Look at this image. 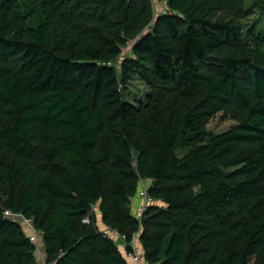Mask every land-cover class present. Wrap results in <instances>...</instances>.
I'll return each instance as SVG.
<instances>
[{
    "label": "trees",
    "instance_id": "16d2710c",
    "mask_svg": "<svg viewBox=\"0 0 264 264\" xmlns=\"http://www.w3.org/2000/svg\"><path fill=\"white\" fill-rule=\"evenodd\" d=\"M161 1L0 0V264H264V0Z\"/></svg>",
    "mask_w": 264,
    "mask_h": 264
},
{
    "label": "rangeland",
    "instance_id": "374dc122",
    "mask_svg": "<svg viewBox=\"0 0 264 264\" xmlns=\"http://www.w3.org/2000/svg\"><path fill=\"white\" fill-rule=\"evenodd\" d=\"M260 16V12L256 11L255 14L251 15L248 19L249 22H254L256 19H258ZM132 86L129 89V98L132 100L133 97H141L144 96L147 91V86L138 78H135L132 80ZM235 122L233 119L229 117H224L222 112L216 113L214 116L210 118V120L207 123L208 129L213 133H220L222 131H225L228 129L231 125H233ZM39 235V233L37 232ZM42 242L40 241L38 243L37 251H36V258L38 262L41 264L46 263V256L44 253V247L41 245ZM48 264V263H46Z\"/></svg>",
    "mask_w": 264,
    "mask_h": 264
},
{
    "label": "built area",
    "instance_id": "2783aa9c",
    "mask_svg": "<svg viewBox=\"0 0 264 264\" xmlns=\"http://www.w3.org/2000/svg\"><path fill=\"white\" fill-rule=\"evenodd\" d=\"M161 5L162 8L161 10H166V1L162 0L161 1ZM141 186H142V191H141V196H142V207L139 209L138 211V216L141 217L142 215V211L144 209L145 203L149 200V198L147 197V192H146V186H145V182L142 181L141 182ZM4 215L14 218L20 222H24L25 225L31 229V239L36 243H38L39 240V235L37 234V232L34 230L33 228V224L31 222L30 219L25 218L24 216H22L20 213H14V212H10L9 210H4ZM84 221L88 222L89 221V216H86L84 219ZM103 232L106 235L110 234V230L109 229H104ZM110 235H118V233L116 231H114L113 233H111ZM136 233L133 236V239L131 240V242L129 243H123V246H130L132 248V250L130 252H128V255L132 258L134 264H145L144 260H143V256L141 254V252L139 251V249L137 248V246L135 245V238H136ZM46 264V263H44Z\"/></svg>",
    "mask_w": 264,
    "mask_h": 264
}]
</instances>
